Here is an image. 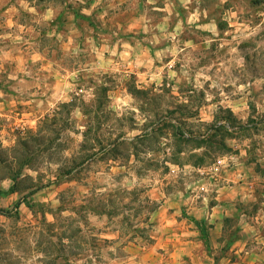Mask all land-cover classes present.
<instances>
[{"label": "rangeland", "instance_id": "rangeland-1", "mask_svg": "<svg viewBox=\"0 0 264 264\" xmlns=\"http://www.w3.org/2000/svg\"><path fill=\"white\" fill-rule=\"evenodd\" d=\"M83 5L80 0H0V68L48 67L65 75L63 84L72 83L69 95L92 117L87 144L98 152L121 136L128 139L121 142L129 144L102 156L130 168L127 180L136 175L158 182L168 175L170 192L183 191L186 184L195 188L196 170L230 153L227 140L242 145L249 138L254 146L261 142L264 0H102L88 18L80 13ZM46 8L54 11V25L43 19ZM41 50L47 57L38 61ZM17 55L22 57L15 59ZM49 72L40 85L33 71L23 76L27 80L21 87H14L11 71H0V91L14 97L22 89L19 96L30 97L38 86L53 90L57 74ZM5 124L10 121L0 117V125ZM243 126L247 128L241 130ZM137 135L139 142L130 144ZM40 142L30 144L42 146ZM63 142L62 149L75 151L74 140ZM26 146L0 151V172L8 166L3 160L16 158L13 164L21 160L19 154L25 157L31 150ZM103 164L97 158L80 176L98 188L103 180L92 172ZM113 190L110 195L124 202L113 203L109 210L114 212L131 210L135 196L146 193L142 185L131 189L126 183ZM89 199L101 201L97 192ZM152 208L140 203L139 219L144 221ZM35 221L20 230L13 219L15 230L5 234L0 229V264H94L89 247L99 240L94 235L100 231L94 230L98 220H76L71 227L66 219L54 225ZM123 221L125 229L132 224ZM57 226L71 230H55ZM132 231L123 230L124 239ZM138 232L145 238L147 230ZM92 252L100 261L101 252Z\"/></svg>", "mask_w": 264, "mask_h": 264}, {"label": "crops", "instance_id": "crops-1", "mask_svg": "<svg viewBox=\"0 0 264 264\" xmlns=\"http://www.w3.org/2000/svg\"><path fill=\"white\" fill-rule=\"evenodd\" d=\"M80 2L84 4L80 13L88 18L92 6L102 0ZM45 12L43 19L54 25L55 18L51 16L54 11L46 8ZM61 39L62 36L58 41ZM67 39L72 42L71 38ZM21 57L17 55L15 59ZM46 57L41 50L37 59L42 61ZM51 70L53 75H59H56L53 90L44 92L38 86L41 91H33L30 97L19 96L22 89L14 97L0 91L3 96L0 117L10 121V125H0V151L19 143L28 144L30 147L25 149H31L25 157L19 154L20 161L26 159L25 164L21 165L19 160L12 164L16 159L13 157L3 160L8 165L0 172V210L8 212L0 213V229L5 234L9 233L7 230L16 229L12 226L13 215L17 216L14 220L20 230L33 225L35 220H46L54 225L57 220L66 219L68 227L80 219L98 220L99 226L94 230L100 231L94 235L98 234L99 240L89 247V257L94 264H264V134L259 136L261 142L255 146L249 138L244 139L242 145L236 139L226 141L230 151L227 155L233 156V164L222 170V183L215 187L208 184L204 199L195 198V188L190 184H186L183 191H168L169 182L165 181L168 175L158 182L150 177L139 179L136 175L127 180L124 175L130 168L102 156L112 147L119 149L121 141L128 139L121 136L98 152L95 145L87 144L91 137L87 120L92 117L69 95L68 87L72 83L63 84L65 75L48 67L0 68L3 72L11 71V79L17 80L12 84L14 87H21L20 82L27 80L23 76L33 71H37L35 80L40 85ZM90 70L95 71L93 67ZM14 91L17 93L16 89ZM86 103L83 105L90 106L91 102ZM82 119L86 124L81 125ZM244 128L247 126L241 130ZM235 135L239 134L235 132ZM139 137L133 136L130 140ZM65 138L75 141V151L62 149ZM36 139L43 141L42 146H31ZM99 157L104 164L92 174L100 176L103 184L94 188L93 182L80 175H85ZM112 161L115 165L110 164ZM188 168L195 169L190 165ZM124 183L131 189L142 185L145 195L135 196L131 210H109L113 203H124L119 202L116 195H110L113 188L117 190ZM93 192L99 193L100 202L89 199ZM140 203L153 206L143 215L144 221L139 219L142 216L138 211ZM125 218L132 223L127 229L124 228ZM55 230L71 228L57 226ZM123 230H133L129 240L124 239ZM138 230H147L145 238ZM92 249L94 253L101 252L100 261L93 258Z\"/></svg>", "mask_w": 264, "mask_h": 264}, {"label": "built area", "instance_id": "built-area-1", "mask_svg": "<svg viewBox=\"0 0 264 264\" xmlns=\"http://www.w3.org/2000/svg\"><path fill=\"white\" fill-rule=\"evenodd\" d=\"M233 156L225 155L218 159L213 165L207 168H198L196 170L199 175V180L194 189L196 199H204L205 194L208 192V184L215 187L218 183H222L221 173L225 168L233 164Z\"/></svg>", "mask_w": 264, "mask_h": 264}, {"label": "trees", "instance_id": "trees-1", "mask_svg": "<svg viewBox=\"0 0 264 264\" xmlns=\"http://www.w3.org/2000/svg\"><path fill=\"white\" fill-rule=\"evenodd\" d=\"M85 17V16H84ZM231 128H233V126H230ZM234 129V128H233ZM244 129H246V128H244ZM229 131V130H228ZM232 132V130L229 132V134H228V136H230V133ZM231 137V136H230ZM141 138L139 137V138H136L135 140H132V141H130L131 143L130 144H135V143H133V141H136V143H138L139 142V140H140ZM189 141V140H188ZM187 141V142H188ZM206 143H207V141H205ZM129 144V142H121V145L122 146H124V144ZM201 146V145H200ZM117 148L116 147H112V150H111V152H114L115 150H116ZM201 161H202V159H200ZM26 163V159H23L22 161H20V164L22 165V164H25ZM200 165H201V163H200ZM7 167V166H6ZM195 167V166H194ZM15 174H18V170L17 171H15ZM18 207V205L17 204H15V206H14V208H17ZM0 213H3V214H7L8 212L7 211H4V210H0ZM17 217V216H16ZM16 217L13 215V219L15 218L16 219Z\"/></svg>", "mask_w": 264, "mask_h": 264}]
</instances>
